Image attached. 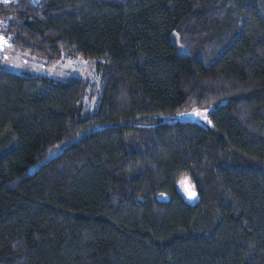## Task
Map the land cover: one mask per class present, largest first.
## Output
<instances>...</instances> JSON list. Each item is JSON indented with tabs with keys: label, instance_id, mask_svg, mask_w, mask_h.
<instances>
[{
	"label": "trees",
	"instance_id": "1",
	"mask_svg": "<svg viewBox=\"0 0 264 264\" xmlns=\"http://www.w3.org/2000/svg\"><path fill=\"white\" fill-rule=\"evenodd\" d=\"M0 35L101 72L0 61V264H264V0H7Z\"/></svg>",
	"mask_w": 264,
	"mask_h": 264
},
{
	"label": "rangeland",
	"instance_id": "2",
	"mask_svg": "<svg viewBox=\"0 0 264 264\" xmlns=\"http://www.w3.org/2000/svg\"><path fill=\"white\" fill-rule=\"evenodd\" d=\"M175 42L179 43V37L177 34L174 35ZM0 35V41L2 40ZM3 41L5 39L3 38ZM0 43V61L4 67L11 71L28 70L34 72H40L48 75L49 77L56 79H64L67 76H85L89 78H100L101 72L97 69V61L85 59L82 56L64 57L55 65H48L44 60L36 57L33 54H23L16 51L9 43ZM180 44V43H179ZM178 44V45H179ZM185 48L179 45V52L182 54L185 52ZM217 105L211 104L209 106H193L191 109L182 111L179 113L162 114L158 117V120L165 122H180V121H195L203 125H212L210 119V113L215 109ZM199 113V114H198ZM60 151V147H56L48 156L54 152ZM54 153V154H55ZM183 190L187 193L190 198H194V188L190 179L182 178L180 180ZM181 189V188H180ZM182 191V190H181ZM183 192V191H182ZM184 194V193H183ZM186 195V194H184ZM186 195V196H187ZM185 196V197H186ZM191 202L197 201V196L194 200L189 199Z\"/></svg>",
	"mask_w": 264,
	"mask_h": 264
},
{
	"label": "snow or ice",
	"instance_id": "3",
	"mask_svg": "<svg viewBox=\"0 0 264 264\" xmlns=\"http://www.w3.org/2000/svg\"><path fill=\"white\" fill-rule=\"evenodd\" d=\"M0 43L7 44V41L6 40L5 41H0Z\"/></svg>",
	"mask_w": 264,
	"mask_h": 264
},
{
	"label": "built area",
	"instance_id": "4",
	"mask_svg": "<svg viewBox=\"0 0 264 264\" xmlns=\"http://www.w3.org/2000/svg\"><path fill=\"white\" fill-rule=\"evenodd\" d=\"M5 1H7V0H0V5H1L2 3H4Z\"/></svg>",
	"mask_w": 264,
	"mask_h": 264
},
{
	"label": "crops",
	"instance_id": "5",
	"mask_svg": "<svg viewBox=\"0 0 264 264\" xmlns=\"http://www.w3.org/2000/svg\"><path fill=\"white\" fill-rule=\"evenodd\" d=\"M8 1H10V0H8ZM6 40V39H5ZM1 41H3V38H2V40ZM9 43V42H8ZM10 44V43H9ZM11 45V44H10Z\"/></svg>",
	"mask_w": 264,
	"mask_h": 264
}]
</instances>
